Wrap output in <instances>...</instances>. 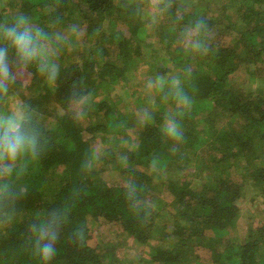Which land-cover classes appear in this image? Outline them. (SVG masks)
<instances>
[{"label": "trees", "instance_id": "1", "mask_svg": "<svg viewBox=\"0 0 264 264\" xmlns=\"http://www.w3.org/2000/svg\"><path fill=\"white\" fill-rule=\"evenodd\" d=\"M215 1L0 0V23L24 14L53 38L59 68L49 84L9 53L21 78L6 102L19 92L40 156L0 178L14 193L0 196V264H42L32 228L53 210L63 216L49 264H119L118 245L95 240L107 225L146 249L141 264H201L197 247L212 264H264V0ZM150 33L160 48L143 42ZM241 72L246 89L232 84ZM128 85L134 107L123 113ZM170 118L179 140L164 134Z\"/></svg>", "mask_w": 264, "mask_h": 264}, {"label": "clouds", "instance_id": "2", "mask_svg": "<svg viewBox=\"0 0 264 264\" xmlns=\"http://www.w3.org/2000/svg\"><path fill=\"white\" fill-rule=\"evenodd\" d=\"M201 26L197 24V31ZM61 39L57 36L55 41L58 43ZM0 42L4 44L0 47V98L8 95L9 84L19 78L18 73H13V66L9 61L10 52L20 66L26 68L34 64L49 84L55 83L59 68L54 59L58 53L52 47L53 38L32 24L26 15L18 14L11 20L0 23ZM196 46L200 47L201 44L197 43ZM176 99L180 105L189 109L192 107V102L178 87ZM163 131L171 140L181 138L179 122L175 119L166 120ZM39 156L38 134L30 125V116L25 106L17 104L8 110H0V178L11 177L17 161L22 158L37 161ZM0 196L8 199L14 197L7 179L0 182ZM62 216V213L53 210L47 223L41 221L39 227L34 225L32 228L36 256L42 264H49L55 257L57 229L62 222Z\"/></svg>", "mask_w": 264, "mask_h": 264}, {"label": "rangeland", "instance_id": "3", "mask_svg": "<svg viewBox=\"0 0 264 264\" xmlns=\"http://www.w3.org/2000/svg\"><path fill=\"white\" fill-rule=\"evenodd\" d=\"M207 1H209V3L211 4V7L213 9L218 10V3L215 0L214 1L207 0ZM150 5H152V4H150ZM145 12L148 15H150V12H152V11H150V7H149L148 9L145 10ZM152 21L154 22L155 26L156 25L158 26L157 19H154ZM154 24L152 26H154ZM118 29L122 30L121 27H119ZM125 35L129 36L128 33H126ZM155 37L156 36H154L153 34L150 33V35H148L144 39L145 41H143V42H147L149 45H152V47H155L158 49V48H160L161 43L159 40H156ZM185 40H186L185 38H182V39L177 38L175 45L178 44L180 46L181 45L183 46V45H185L183 43V41H185ZM142 54H145V56H149L148 50L145 52V50L142 49ZM164 58H163V56H161L158 59L161 61V60H164ZM170 65L171 64L169 63V67H171ZM18 76H19V78H21L20 74H18ZM246 78H247L246 74L244 72L243 73L241 72L235 76V80L232 81V84L234 85L235 88L237 87V88H245L246 89V87H247V84L245 83ZM133 88H134V86L128 85L127 90L124 93L126 95L122 94V96H121L122 103L120 104V106L118 104V109H120V111L123 113H126V112L130 113L134 107L133 104H131V106H128V104H127V103H129V104L132 103V99H130V98L134 96V95H132L133 94ZM119 90H120V88L118 86H115L112 90V92L113 91L114 92L111 96L113 97L115 94V91H119ZM16 94H19V92L16 91L15 93H10L7 102H6V97H5L4 101L2 102V104L0 106V110H8L13 105L21 104V98ZM130 95H131V97H129ZM152 102L153 101H151V103ZM152 110L153 109L149 108L148 114L151 113ZM150 118L152 119V115ZM113 131H114V134H109V136H107V137H109V140H111L110 145L108 144L109 147L110 146L113 147V145H112L113 137H115L117 135L116 134L117 130L114 129ZM104 147L106 148L107 144H105ZM197 162H199V161L194 162L193 170L196 168ZM114 171L115 172L112 173L111 178L113 179V181H116L119 178V173L116 170H114ZM172 171H173V169H171L170 171H166L163 174L159 173L158 177L160 178V180L167 178L170 175H172L174 177L175 173ZM159 183L160 182H157V184H159ZM240 204L243 205L244 201H242ZM158 208L161 209V207H158ZM162 211H163L162 212L163 216L165 217V218H161V221L163 222L164 220H166V218H168L170 216V213L167 212L166 210H162ZM249 214H250V212L246 207H245V209H242V216L239 217L238 221H237V223L239 224V234L241 233L242 228L245 226V224H246L245 222H246ZM165 222H168L167 224L170 227V225H171L170 221H165ZM122 233L123 232L118 230L115 226H108L107 225V226H104L101 228L100 232H98V234L96 235L95 240H100L99 242L102 244H105V245L106 244L109 245L110 242L117 244L118 246L114 249L115 254L113 256H115V258L119 259V261H120L119 264H141V263H139V262H141L140 261L141 256L147 257L145 255L146 249L144 250L143 246H138L131 238H127L125 235L123 236ZM207 233H210V232L208 231ZM233 236L234 235L231 232H229L226 237L232 238ZM93 242L94 241H92V243ZM165 246L167 248H171L173 246V243L168 241ZM143 250H144V252H142ZM194 252H195V255L198 256V260H199L198 262L199 263H201V264H212L211 260L209 262L206 259H204V258L209 259L210 255H209L208 250L204 249L203 247H197ZM142 264H145V263L142 262Z\"/></svg>", "mask_w": 264, "mask_h": 264}]
</instances>
